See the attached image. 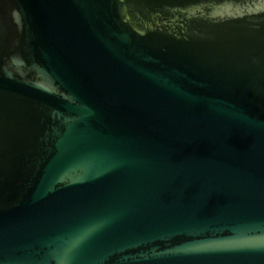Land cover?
Listing matches in <instances>:
<instances>
[{"label":"water","instance_id":"obj_1","mask_svg":"<svg viewBox=\"0 0 264 264\" xmlns=\"http://www.w3.org/2000/svg\"><path fill=\"white\" fill-rule=\"evenodd\" d=\"M0 264H264V0H0Z\"/></svg>","mask_w":264,"mask_h":264}]
</instances>
